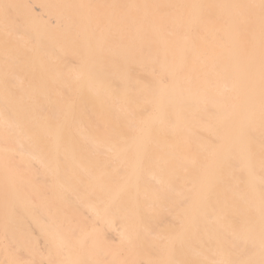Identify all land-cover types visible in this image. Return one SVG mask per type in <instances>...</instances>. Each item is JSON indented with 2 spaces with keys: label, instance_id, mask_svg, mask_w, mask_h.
<instances>
[{
  "label": "bare ground",
  "instance_id": "obj_1",
  "mask_svg": "<svg viewBox=\"0 0 264 264\" xmlns=\"http://www.w3.org/2000/svg\"><path fill=\"white\" fill-rule=\"evenodd\" d=\"M0 264H264V0H0Z\"/></svg>",
  "mask_w": 264,
  "mask_h": 264
}]
</instances>
